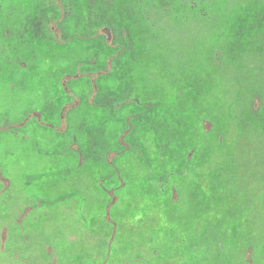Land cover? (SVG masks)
I'll return each mask as SVG.
<instances>
[{"label": "rangeland", "instance_id": "374dc122", "mask_svg": "<svg viewBox=\"0 0 264 264\" xmlns=\"http://www.w3.org/2000/svg\"><path fill=\"white\" fill-rule=\"evenodd\" d=\"M0 264H264V0H0Z\"/></svg>", "mask_w": 264, "mask_h": 264}]
</instances>
